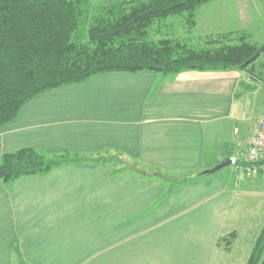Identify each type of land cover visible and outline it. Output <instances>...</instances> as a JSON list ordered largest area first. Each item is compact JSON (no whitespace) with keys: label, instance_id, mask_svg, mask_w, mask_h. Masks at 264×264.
Instances as JSON below:
<instances>
[{"label":"crops","instance_id":"crops-1","mask_svg":"<svg viewBox=\"0 0 264 264\" xmlns=\"http://www.w3.org/2000/svg\"><path fill=\"white\" fill-rule=\"evenodd\" d=\"M245 74L105 72L25 103L0 126V157L80 158L0 181V264H245L225 224L235 193L202 173L237 148L234 107L259 79ZM248 179L239 192L264 212V181Z\"/></svg>","mask_w":264,"mask_h":264},{"label":"trees","instance_id":"trees-1","mask_svg":"<svg viewBox=\"0 0 264 264\" xmlns=\"http://www.w3.org/2000/svg\"><path fill=\"white\" fill-rule=\"evenodd\" d=\"M209 1L0 0V126L36 95L105 72L251 73L262 52L246 64L260 46L244 31L203 37L200 46L151 38L154 28L156 34L171 16L181 17L192 28L197 9ZM65 156L47 161L30 148L4 154L0 181L45 173L62 164ZM245 264H264V225Z\"/></svg>","mask_w":264,"mask_h":264},{"label":"rangeland","instance_id":"rangeland-1","mask_svg":"<svg viewBox=\"0 0 264 264\" xmlns=\"http://www.w3.org/2000/svg\"><path fill=\"white\" fill-rule=\"evenodd\" d=\"M93 1L95 3L98 2V0ZM207 3L199 7L196 11L195 23L198 17L201 25H197L196 27L194 25L192 28H188L184 19L179 16H171L158 26V32L156 34V27L154 28V34L151 32L150 35L151 38L156 40L163 37H170L182 40L191 46H200L202 42L201 38H203L206 32L226 33L227 31L238 30L246 32L249 35V41L252 43L259 46L264 43V0H212ZM224 3H229V11L224 12L225 10H222V4ZM211 35H206V37ZM252 68L253 71L251 74L256 75L259 79L252 81L247 78L248 87L242 92L234 107L232 128L236 129L235 139L237 148L231 154L232 158L237 161L240 159L239 154L245 150L247 141L249 145L256 122L259 117L264 115V51L257 61H255ZM234 70L239 71L238 69ZM244 71H246L245 75L249 76V71ZM60 155L65 154L62 153ZM60 155L43 156L48 161ZM66 155L65 158H67L66 161L68 162H75L80 158L75 156V154L66 153ZM235 167V163L223 167L215 172V177H218L224 182L226 191H234L235 193L232 197L229 213L226 216L227 222L225 224L239 228V230L236 229L238 237L231 247V253L238 251L241 255L240 258L246 260L249 254L248 250L253 244L254 237L256 238L257 236L255 234H258L259 226L264 222V212L255 209L254 202L250 197L240 194V192L249 187L250 181L248 178L255 177H246L245 180H242L237 185V183L235 184L236 176L241 175L239 177H242V174L237 172ZM256 177L260 180L263 179L259 176ZM231 237L233 236L228 235L223 242H232ZM223 242L220 243L221 247L225 246ZM236 264H242V261L237 259Z\"/></svg>","mask_w":264,"mask_h":264},{"label":"built area","instance_id":"built-area-1","mask_svg":"<svg viewBox=\"0 0 264 264\" xmlns=\"http://www.w3.org/2000/svg\"><path fill=\"white\" fill-rule=\"evenodd\" d=\"M236 170L245 177L259 176L264 180V115L256 122L248 148Z\"/></svg>","mask_w":264,"mask_h":264},{"label":"water","instance_id":"water-1","mask_svg":"<svg viewBox=\"0 0 264 264\" xmlns=\"http://www.w3.org/2000/svg\"><path fill=\"white\" fill-rule=\"evenodd\" d=\"M263 51H264V43L255 51V53L253 54V56L246 61V64L249 63V62H251L252 60H254ZM234 163H235V159L234 158H225L222 161H220V163H218L217 165H215L212 169L203 171L202 173L203 174H206V173H214L217 170H219V169H221L223 167H226L228 165L234 164Z\"/></svg>","mask_w":264,"mask_h":264}]
</instances>
